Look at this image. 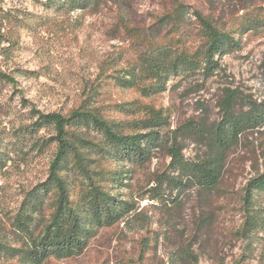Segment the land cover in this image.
I'll list each match as a JSON object with an SVG mask.
<instances>
[{
	"label": "rangeland",
	"instance_id": "1",
	"mask_svg": "<svg viewBox=\"0 0 264 264\" xmlns=\"http://www.w3.org/2000/svg\"><path fill=\"white\" fill-rule=\"evenodd\" d=\"M181 1L190 6V12L202 9L205 14L228 19L246 0ZM163 3L107 0L100 13L82 16L78 23L76 14L49 32L44 28L38 35L25 34L14 52L12 65L25 70L29 78L18 76V87L0 89V138L10 143L11 156L3 176L6 189L0 198V218L18 210L26 193L47 179L56 151L54 143L39 146L54 133L36 132L34 109L67 115L90 106L102 109L107 118L129 119L117 112L116 106L138 99L157 108L171 107V128L158 131L163 142L154 149V160L143 168L118 165L124 178L109 186L132 210L115 225L100 228L81 256L47 264H264V232L257 231L250 239L242 233L248 218L242 205L246 187L258 170L264 169V132L251 133L247 143L243 141L231 151L224 179L216 190H201L188 183L168 155L173 146L187 161L208 155L201 139L172 132L191 119L208 127L221 119L219 104L226 87L238 91L243 102L264 101V33L242 35L241 47L217 58L223 71H217L215 77L176 79L169 91L151 99L105 82L114 69L110 63L121 50V44L108 33V24L121 14L135 23H148L151 14L162 12ZM29 10L43 12L32 6ZM243 14L245 10L239 16ZM86 135L94 137L92 132ZM173 178H184L187 185L170 186ZM256 208H264V193L256 194Z\"/></svg>",
	"mask_w": 264,
	"mask_h": 264
},
{
	"label": "trees",
	"instance_id": "2",
	"mask_svg": "<svg viewBox=\"0 0 264 264\" xmlns=\"http://www.w3.org/2000/svg\"><path fill=\"white\" fill-rule=\"evenodd\" d=\"M163 2L162 12L151 14L148 23H135L121 14L108 24L107 31L121 44V50L110 63L114 69L105 82L112 81L120 90L151 99L169 91L176 79L215 77L217 71H223L217 58L241 47L242 35L264 33L261 0H246L228 19L205 14L202 9L190 12V6L181 0ZM106 3L0 0V89L18 87V76L29 78L25 70L12 65L25 34L38 35L44 28L49 32L55 25L67 24L76 14L78 23L82 16L100 13ZM29 6L43 12H31ZM243 10L245 14L239 16ZM243 101L238 91L226 87L219 104L221 119L210 127L191 119L172 132L201 139L208 148V155L195 162L185 160L174 146L168 151L172 165L181 168L179 176L186 177L188 183H195L201 190L218 189L231 151L243 141L247 143L251 133L264 132V101ZM170 108H157L138 99L116 106V111L129 119L107 118L102 109L90 106L67 115L34 109L32 114L38 117L36 132L54 133L39 146L54 143L56 151L47 179L26 193L18 210L0 218V264H47L79 257L100 228L120 222L132 206L119 201L109 189L124 178L118 165L129 163L143 168L154 160V149L163 142L158 131L171 128ZM89 132L94 137H88ZM9 147L10 143L0 138V198L6 189L3 176L11 159ZM261 149L264 159V143ZM169 181L176 188L187 185L184 178ZM156 184L159 187L161 182L157 180ZM259 193H264V169L248 183L242 202L248 213L242 233L248 239L257 231L264 232V208H256Z\"/></svg>",
	"mask_w": 264,
	"mask_h": 264
}]
</instances>
